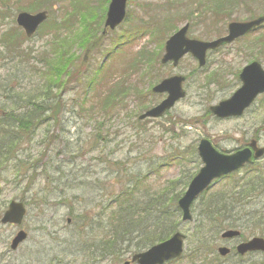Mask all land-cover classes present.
<instances>
[{
  "label": "rangeland",
  "instance_id": "rangeland-1",
  "mask_svg": "<svg viewBox=\"0 0 264 264\" xmlns=\"http://www.w3.org/2000/svg\"><path fill=\"white\" fill-rule=\"evenodd\" d=\"M190 1L178 12L179 16L175 15L169 21L168 31L163 28L157 36H149L143 34L145 26L158 27V24H154L156 20L152 19L153 14L158 12L159 6L164 5L163 11L166 12L174 1L169 4L168 0H129L126 25L113 35L103 37L110 0H12L11 6L15 12L11 13L12 19L3 21L0 18V119H4L6 113L11 111L16 112L15 115L21 113L19 106L23 102L25 107L34 90L32 87H37V103H43L46 97L42 98L41 95L43 92L47 95L49 90L51 92L47 96L52 99L51 102L58 101L65 110L62 118L64 129L61 132L53 113L44 115L43 118L47 119L30 128L31 133L26 139L19 133L20 130L13 128L15 140L18 137L24 140L22 146L27 140V155H21L22 149H19L17 162L29 167V172H20L17 176V173H13L17 162H0L4 206L8 209L11 201L20 198L28 201L23 229L29 239L19 252L12 254L11 260H15L17 264H35L37 254L38 264H124L140 249L134 247L131 251L126 250L119 257V248L116 247L114 256L92 260L91 253L85 250L88 245L84 243L96 232V245L103 241L104 234L98 228L99 222L104 225L117 210L112 203H108L110 199L114 203L120 202L123 190L117 178L122 182L125 179H121V170L112 169L113 163L116 168L117 163L129 161L127 168L131 170L126 178L127 183L134 180L133 177L136 179L137 175H134L138 172L145 178V187H141L139 192L142 194L141 198L148 197L147 193L150 191L166 195L165 191L170 188L174 190L171 191L172 195L170 193L167 196L172 198L173 194L182 192L188 177L201 168L195 157L189 162L191 156L183 154H188L190 149L196 151L201 138H208L222 151L232 152L255 135L256 128L264 121L262 109L242 119L221 123L213 119L209 108L232 95L233 88H226L229 82L234 81L232 73H238L254 60H261V53L264 52L263 29L260 35L233 45L226 52H214L215 55H210L205 73L197 68V63L189 56L176 67L177 70L169 66L159 69L161 59L155 52L160 46L163 47L175 30L185 26L188 21L183 18L185 9L191 12L187 13L191 14L188 16L196 19L188 21L191 23L188 36L207 41L218 38L220 34L225 35L227 26L214 24L202 28L196 22L212 23L210 19L217 22L219 17L228 14H232V20L237 22L246 21L250 16L258 18L264 15V0L249 2L242 7L219 0L212 3L205 0ZM45 11L50 14L49 22L39 30L34 40H27L23 34L21 38L17 36L19 30L15 18L18 13L34 15ZM137 27L143 36L133 38L132 32ZM216 33L218 35L214 36ZM3 34L15 38L14 43L18 40V46H11L8 50L2 43ZM121 43L122 46L118 47ZM143 48L147 49L146 52ZM86 55L88 57L85 61ZM141 57L144 60L139 62ZM70 60L76 65L71 66L73 75L68 80V76L63 73L66 70L62 64ZM134 61L140 65L134 64ZM50 65L52 70H57V79L54 78L56 74H51L46 68ZM215 72L228 75L224 78L227 84L223 88L207 84V78L211 77L209 74ZM177 75L188 79L186 99L178 103L168 118L148 121L142 127L146 133L135 131L133 122L138 120L133 116H138V113L151 107L157 100L151 94V87L160 78L163 80ZM130 95L133 98L127 99L126 96ZM139 101H147L141 110L137 108ZM71 114L73 118L70 124L68 116ZM103 120L108 122L101 129V138L97 139V127ZM3 124L0 125V138L6 136L1 127L6 126L7 121ZM165 130L170 133L167 134ZM137 134L141 136L139 139ZM104 136L106 141L103 142ZM106 144H110L112 148ZM175 155H182L178 165L167 169L160 167L159 164H164L166 158ZM8 165V170H5ZM241 177L242 175L236 174L228 185ZM178 180L179 182H174ZM226 184L227 182L222 184L215 192L228 186ZM139 198L140 196L137 199ZM123 200L122 198L121 201ZM256 205L254 208H247V211L264 209V198L258 200ZM197 216L198 213L194 211V221ZM252 216L253 223L260 220L254 214ZM262 218V224L249 226L247 236L264 237V215ZM176 222L183 234L189 233L186 244L189 250L194 237L191 233L193 224L183 225L181 220ZM11 231L13 229L8 227V236ZM202 237L210 248L212 243L204 234ZM218 246H222L221 239Z\"/></svg>",
  "mask_w": 264,
  "mask_h": 264
},
{
  "label": "flooded vegetation",
  "instance_id": "flooded-vegetation-1",
  "mask_svg": "<svg viewBox=\"0 0 264 264\" xmlns=\"http://www.w3.org/2000/svg\"><path fill=\"white\" fill-rule=\"evenodd\" d=\"M126 24H123L120 29L125 26ZM189 25V31L191 29V23H188ZM108 34V32H107ZM240 42H235L234 44L230 45L229 47H224L222 49L219 48V50L217 51L219 52H226V50L230 49L233 45H238ZM217 54V53H216ZM210 55L213 56L215 55L212 52H208L207 54V64H206V68L208 70V63H209V58ZM87 55L85 58V61L87 60ZM261 60L257 59V63L259 65H261L262 69H264V52L262 51L261 53ZM194 60V59H193ZM161 61V60H160ZM195 61V60H194ZM196 62V61H195ZM254 62V61H253ZM256 62V61H255ZM197 63V62H196ZM252 63V62H251ZM249 63V64H251ZM180 64V63H179ZM249 64L245 65L238 73H232L231 69L229 70L232 75H233V80L227 84V82L224 81V78L227 77L228 75L226 74H219L217 72L215 73H211L209 74V78H207V84L210 86H217L218 88H223L224 85H226V88H233V92L232 95L238 91L239 89H241V72L243 71V69L247 66H249ZM73 60L65 62V75H67V79L69 80L70 78L72 79V73H71V66L74 67ZM169 66L172 69L177 70L176 68L173 67L172 64H166L165 66H163L160 62H159V69ZM177 67V66H176ZM197 68L200 69V71L202 72H206V68L205 70L199 67V64L197 63ZM69 69V70H68ZM164 69V68H163ZM231 75V74H230ZM177 76H181V75H177ZM177 76H172V77H177ZM183 77V76H182ZM57 79V75L54 77ZM171 78V77H166V79ZM185 78V77H184ZM166 79L163 78V80L160 78L157 83L151 87L150 91L151 94L155 99V102H153L152 107L151 108H156L159 104L162 103L163 100H165L168 96L167 95H157L154 93L153 89L159 85L160 83H162L163 81H165ZM186 79V78H185ZM223 80V82L221 83V81ZM188 82V79H186V82L183 84L184 90L187 93L186 90V84ZM79 84V83H78ZM54 85H56V88H58V85L55 83ZM63 87V85L61 86ZM64 93H62V96ZM188 95V93H187ZM232 95L229 97L231 98ZM128 98V97H127ZM160 98V99H159ZM229 98L223 100L226 101ZM159 99V100H158ZM222 102V101H221ZM220 102V103H221ZM219 103V104H220ZM59 102L57 101L56 103H54V107H59ZM63 106V105H62ZM60 105L59 111H60V116H58V125L60 128V132L64 129L62 127V124H64L62 118L64 116V110L65 107H62ZM64 108V109H63ZM262 112H264V95L262 96H258V98L255 100L254 104L247 110L245 111V113L243 114V116L239 119H242L244 116H249L252 113H256V111L260 110ZM56 112V111H55ZM70 113V112H68ZM254 113V114H255ZM169 114L165 117L168 118ZM70 118L69 123L71 124L72 122V118L73 115H69L68 116ZM67 118V117H65ZM213 119L218 121V122H227V121H233V120H239L237 118H233V119H225V120H218L213 116ZM261 126L256 128V133L255 135L250 138L249 140H246L245 144L241 147H238L236 149H234V151L232 152H226V151H222L220 150L211 140H209L210 143L213 144V146L215 147V149L219 152V153H227V154H234L237 153L239 151H243L245 150V148H249L251 147V145H254L255 147H258V149H264V121L262 122V124H260ZM68 130V128H67ZM263 139V140H262ZM103 142L106 141V138L102 139ZM23 141H21L22 144ZM19 145L17 148V157H19L20 152L19 149L21 151V155H27V140L24 142L23 146ZM107 147H109L110 149L112 148L110 144H106ZM255 153V152H254ZM253 153V156H254ZM197 158H198V154L195 153ZM253 169H248V167H246L245 169L241 170L238 172L239 176L242 175V173H244V175H242L241 179L238 181V189L235 192L229 193L228 192V186H225L221 189V191L219 192H215V190L220 187L222 184L226 183L228 184V181L230 177L225 178L224 180H221L220 182H216L214 187L212 189H210L209 191L205 192L204 195L201 196V198H199L193 205L194 208H196V210H194V208L192 209V223L193 224V228L192 230V234L194 237H192L194 240V245L197 244L198 240H196L197 236H200L201 233L204 234L210 243H212V245H210V248H208L206 250V252L203 249L200 248H193V249H185L184 250V254L182 256H180L179 258H174V260L166 262L165 264H264V252L260 251V252H250V253H245V254H241L239 252V246L244 245L249 243V241L253 240V239H260V238H264L262 236L258 237V235H249L247 236V231L250 230L249 226H253V225H259L262 224L263 222V218H262V210H260V208L258 209H253L252 210H248L247 208H254L257 205L258 200H261L262 198H264V193H262L261 191V183L264 184V155L261 157L260 160H256V162L254 163L253 166H251ZM27 171L29 172V167H26ZM24 169H21V172ZM2 169H1V163H0V183H1V178H2ZM241 173V174H240ZM254 182V188H246L248 186V182ZM226 184V185H227ZM3 196V187L0 184V264H17L18 262H16L15 260H11V256L12 254H16L17 252H19L23 245L28 241L29 237L27 235V233L24 231L23 226L25 223V219L22 221L21 225H15V224H11V225H6L3 223V220L5 218L6 212H7V208L4 206V202L2 199ZM2 199V200H1ZM15 202L19 203V204H23L25 206V208L28 207L27 203L28 201L25 198H20L19 200H16ZM33 202V200H32ZM225 209V210H223ZM229 210L225 215H221L220 212L222 211H226ZM194 211L196 212V214L198 213L197 219L194 221V217H193V213ZM252 212L251 214H248ZM248 214V216H247ZM254 214L256 219H260L259 221L256 220L255 223H253L252 221V215ZM213 218L211 219L210 218ZM250 218V219H249ZM252 224V225H251ZM209 227H206V226ZM211 226V227H210ZM8 227L13 229V232L11 231V234L8 236L7 235V229ZM212 229V230H211ZM181 230H179L180 232ZM228 231L231 232H235L237 233V236L234 237H227L226 239L222 238V236L227 233ZM24 234L25 238L23 239L22 242H17V237L19 236V234ZM183 234V232H182ZM189 233L183 234L185 235V239L188 240L189 239ZM221 239L222 241V246H218V242ZM150 240V238H148ZM138 239H136L135 241H133L131 244H127L124 243V245H120L119 249H117V253L120 257V254H124L125 251H131V249H133L134 247L137 248V244H138ZM207 242V241H206ZM208 243V242H207ZM209 245V243H208ZM154 245L152 244V246H148L146 247H142L139 248L140 250H137V253H134L131 256V259L126 261L124 264H136L133 263V260L136 256L141 255L142 252L148 251L149 249H152ZM125 247V248H124ZM219 249H226L229 250L228 254L225 256H221L220 255V250ZM123 252V253H122ZM36 263L38 264V258H37V254L35 256ZM118 258V257H117Z\"/></svg>",
  "mask_w": 264,
  "mask_h": 264
},
{
  "label": "water",
  "instance_id": "water-1",
  "mask_svg": "<svg viewBox=\"0 0 264 264\" xmlns=\"http://www.w3.org/2000/svg\"><path fill=\"white\" fill-rule=\"evenodd\" d=\"M128 0H112L109 5L107 20L105 27L115 30L125 20L126 9ZM47 19V12L37 15H29L23 13L17 17V24L25 31L30 38L35 35L36 30ZM264 23V17L250 23L232 24L228 29V37L218 39V41L211 43H203L200 41H190L186 37L189 26H186L180 32L175 34L166 44V54L163 58L162 64L166 65L167 62L173 61L174 66L182 56L190 53L192 57L197 59L200 66H204L206 57L205 54L208 50H216L220 46L229 45L233 41L242 36L249 34L255 28L260 27ZM241 77L243 83L242 89L235 93L230 101L222 102L219 106L211 108L213 114L218 119L233 118L243 114L245 108L251 105L254 97L264 92V73L261 71L259 65L252 64L251 67L246 68ZM185 79L177 77L167 79L161 85L154 89V93H168L169 96L157 108L146 112V115L140 119L146 118L157 119L162 117L168 112L178 100L185 97L182 90V83ZM198 154L203 165V169L197 174L189 185L187 192L179 201L178 207L182 211L183 222H190L191 219V206L193 202L206 191L214 180L225 177L235 173V171L244 168L246 165L252 164L253 152H255L254 160L261 158L264 155V149H258L254 145L243 151L237 152L234 155H222L218 153L213 146L206 140L200 142ZM25 214L23 205L10 204V209L6 213L5 223L20 224ZM237 236V233L227 232L223 238ZM23 234L19 239H23ZM184 237L180 234H175L169 241L161 245L153 247L151 250L142 253L134 258L133 262L136 264H164L165 262L174 260L183 254ZM20 241V240H18ZM264 252V239H254L248 244L241 245L239 252L241 254L249 252ZM229 250L220 249V255H227Z\"/></svg>",
  "mask_w": 264,
  "mask_h": 264
},
{
  "label": "trees",
  "instance_id": "trees-1",
  "mask_svg": "<svg viewBox=\"0 0 264 264\" xmlns=\"http://www.w3.org/2000/svg\"><path fill=\"white\" fill-rule=\"evenodd\" d=\"M168 1L169 4L170 1L171 2L174 1V4H170V5L168 4L169 9H167L166 11L168 15L170 14L172 16L170 15L166 16V19H164V21L159 20V23L156 22V24H158V26L160 27L157 28L159 33H161V30L163 28L166 31L170 29V26H168L169 21L173 19L175 15L176 17L179 16L178 12H180L181 9H184L187 6L186 3L188 2V0H168ZM206 1L212 3V1H216V0H205V2ZM219 1L224 3V0H219ZM251 1L255 3L256 1H260V0H251ZM190 2H193V0H191ZM245 2L246 0H236L237 4L245 3ZM11 4H12V0H0V8L2 7L0 10L1 20L4 21L5 19H12L13 16L11 15V13H15V12H13V6H11ZM164 6H159L160 8L159 10L163 11ZM207 6L209 7V3L207 4ZM174 9L176 11L173 12ZM185 11H186L185 17H183L184 20L187 19L190 22L196 21L195 18L188 16L191 14H187V13H191V12L187 11L186 9ZM231 16L232 14L231 15L228 14L227 16L219 17L217 22H215L214 19L213 20L210 19L212 23L207 22L204 24H200V23L197 24L196 22L195 24L197 26H201L202 28L203 26L207 28L208 26L214 24L216 25L220 23L226 24L227 22L232 21ZM250 18H254V16H251ZM145 27L146 28L143 29L144 30L143 34L152 35L151 31L153 30H151L147 26ZM132 34L131 35L133 36V38L143 36L142 31L138 29V27L137 29L133 30ZM167 34L168 33L166 32V35ZM21 35L22 34L18 32L17 36L21 38L22 37ZM17 41L16 43H14L15 38H11L8 34H3L2 43L6 45V48L8 50L11 49V46L17 47L18 46ZM34 59H36V57H34ZM143 60H144L143 57H141L139 62H142ZM62 65L65 68V63H63ZM138 65L140 64L138 63ZM46 68L50 70L51 74H56V73L58 74L57 70L51 69V65ZM63 73H65V71ZM32 89L34 90H32V93L29 96L30 99L28 101L25 100L26 101L25 107H23V102L19 106L21 113L18 112V115H15L16 112L11 111L9 113H6L4 119H0V125H4L3 123L7 121V125L1 127L3 128V131L6 132V136L5 138H0L1 141L0 162L4 164H6L9 160H13L17 158L16 151L20 143V138L18 137L15 140L14 137L15 132L13 128L15 127L17 131L20 130L19 133L25 136L26 139V136H29L31 133L30 128L36 126L37 124L39 125V123H41L42 120L47 119V118H43V116L49 115L53 111V107H52L53 102H51L52 99H50V97L47 96L51 91L48 90V92H46L47 95H44L43 92L41 96L42 98L46 97L45 100L42 101L43 103H39V102L37 103L39 97L38 91H35L37 87H32ZM46 102L48 103L44 105ZM127 116H129V114H127ZM104 125H105L104 121L99 124V126L97 127V134L95 137H97L101 133V129L103 130L105 127ZM133 125H134V129H136L137 124L134 123ZM139 126H141L139 130H141L143 125L140 124ZM10 131H13V133H11ZM140 132L146 133V130H142ZM7 134H11L13 136H7ZM10 137H13V139H11ZM3 141H8V142L4 143ZM166 160L167 163L177 162L176 155L170 156ZM253 168H249V169H253ZM114 169L121 170L123 174L121 179L122 180L125 179L124 182L120 181V179L117 178L119 184H122L123 191L122 194L120 195V202L114 204V207H117V210L111 214L110 218L107 219L104 225L102 222H99L100 224L98 228L100 229L102 234H104L103 241L99 242L98 246L96 245L95 243L96 240H94V238L96 237L97 232L94 235H92L89 240H87L89 245V254L91 253L90 257H92V260H95L96 258L99 257H101V260H103L110 256H114L116 247L119 248L120 245L124 243L131 244L136 239L139 240L137 244V248H142V247L147 248L148 246H152V244L154 245L158 242L163 241L165 238H168L170 235L173 234V232H175L178 226V223L176 222L178 216V209H176L175 202L179 199L178 196H180V194L178 195L173 194L172 198L168 197L167 195L170 194L172 190H174L170 188L169 191H165L166 195L163 192L154 193L150 191L147 193L148 197H142L143 198L142 199L141 198L142 194H139V192L141 190V187L143 188L145 187V182H143V180L139 178L138 174L134 175V176L137 175L136 179L129 180L127 183L126 176H127V172L130 171V169L126 167V163L125 162L117 163V166ZM15 170L18 171L19 166H16ZM117 174H120V172H117ZM188 180H190V178ZM253 183L254 182H252V180L251 182H248L247 183L248 186L246 188L253 189L254 188ZM261 184H262L261 191L262 193H264V184L263 183ZM139 196L140 198L137 199ZM121 197L124 199L123 201H121L122 199ZM228 211L229 210H226L220 213L221 215H225ZM263 213H264V209L262 210V214ZM148 238H150V240ZM202 238H203L202 234L200 236H197L196 240H198V242L192 247L196 246V248H200V249L208 248L207 245L208 243L202 240Z\"/></svg>",
  "mask_w": 264,
  "mask_h": 264
}]
</instances>
